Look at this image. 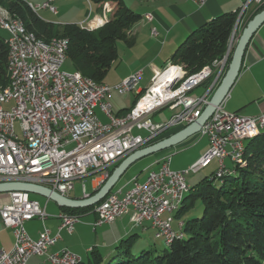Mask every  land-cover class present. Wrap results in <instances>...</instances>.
<instances>
[{
    "label": "built area",
    "instance_id": "2783aa9c",
    "mask_svg": "<svg viewBox=\"0 0 264 264\" xmlns=\"http://www.w3.org/2000/svg\"><path fill=\"white\" fill-rule=\"evenodd\" d=\"M190 1L202 6L207 0ZM251 5L261 7L264 0H244L239 17ZM32 6L35 12L40 9L56 12L50 1ZM145 18L151 21L152 16L146 14ZM94 21L79 24V27L89 30L102 22L99 18V23L91 25ZM1 26L16 46L17 79L0 101V134L10 136V143L0 141V183L35 184L64 197L76 180L94 174L107 179L111 165L151 143L169 128L194 122L207 105V94L217 86L226 66V61H222L223 66L215 62L212 68L205 70L202 81L189 83L177 98L156 94L148 107H137L136 102L127 114L117 117L107 101L109 87L96 89L83 85L73 72H61L65 59L59 50L29 43L21 36L19 27L14 22H5L4 17ZM152 34H156L154 29ZM141 77L142 71L136 72L115 89L119 93L132 91ZM208 79L213 82L203 96H189V92ZM164 107L181 110L167 122H154L151 116ZM95 108L104 114L107 123L97 118ZM16 121L21 136L15 132ZM262 125L264 113L242 116L226 111L222 102L197 134L207 138L208 148L194 163L185 170L173 171L170 162L162 163L161 158L159 169L147 173L144 182L133 191L110 193L94 205L93 226L113 223L127 214L132 227L148 222L155 238L166 236L167 242L170 235L177 232L170 226V218L181 188L188 187L185 176L198 172L215 159H226L229 153H236L243 135ZM134 130L144 131L146 136L136 135ZM46 218L44 208L28 193L8 192L7 201L0 206V219L3 227L12 230L13 245L8 252L0 251V264H26L31 256L42 255L51 264H70L71 260L80 259L68 250L47 254L58 236H50L46 229L36 239L28 235L24 228L27 221ZM58 218L59 229L68 233L79 221V216L64 213Z\"/></svg>",
    "mask_w": 264,
    "mask_h": 264
},
{
    "label": "trees",
    "instance_id": "16d2710c",
    "mask_svg": "<svg viewBox=\"0 0 264 264\" xmlns=\"http://www.w3.org/2000/svg\"><path fill=\"white\" fill-rule=\"evenodd\" d=\"M88 1L93 4L109 1L114 5L112 12L108 4L102 5L104 23L92 31L75 24L58 26L45 22L22 0H0V5L12 17L21 21L25 32L32 33L37 39H66V60L76 74L103 84L111 65L117 59L116 42L121 41L127 47L134 44L130 29L141 20V16L122 0ZM263 8L264 5L258 7L250 19ZM109 12L111 16L107 19ZM239 12H225L194 29L177 46L171 55L170 64L165 67L182 65L190 76L205 66H211L213 62L221 61ZM246 23L241 28L239 23L237 32ZM5 40L6 37H0L1 89L7 88L9 82ZM231 55L232 52L224 72ZM211 80L205 81L206 86H209ZM142 94L135 96L133 106ZM130 109L114 115L124 116ZM257 129L254 136L245 141L240 159L231 162L230 168H224L223 165L195 186L187 188L173 216L182 223L180 239H174L164 244L165 248L161 251L153 252L141 247L144 237L133 234L120 240L119 245L106 258L93 247L87 260L78 264H264V129ZM198 201L202 205L200 216L182 221ZM61 209L64 214L79 216L91 211L93 206Z\"/></svg>",
    "mask_w": 264,
    "mask_h": 264
},
{
    "label": "crops",
    "instance_id": "0c3cea01",
    "mask_svg": "<svg viewBox=\"0 0 264 264\" xmlns=\"http://www.w3.org/2000/svg\"><path fill=\"white\" fill-rule=\"evenodd\" d=\"M22 1L26 2L29 5H33L34 2L32 1H36L35 3H37L38 1H42V3L50 1L51 5L55 8V13H51L46 9L40 10H45V12H49V14L54 17H57L59 15L58 9L62 8V5H60V1L58 0ZM84 1H87L88 3L89 14H85L86 18H83V13L80 14L78 18H75L73 20L74 24H83V21L88 18L89 19L87 20V22L92 19H95L94 22H98L99 18L103 20V14L101 10L102 7L100 6V8L99 4H93L88 0ZM144 2H146V6L141 7L142 9H144V12H142L143 16L139 14L141 16V20L135 23L130 29V34L134 36L135 39L134 44L130 46V48L136 45L138 39L143 46V51L138 53L137 57L139 59L143 56L139 59V65L135 68L129 67L125 73L120 74L108 84L103 81V84H118L141 68L148 69L150 75L145 77V70L143 69L142 77L137 83L136 88L134 89L133 96L130 95L125 97H118L117 95H114L112 92H110L107 101L110 104L113 114L133 107L136 98L135 96L142 93L149 86L151 77L153 74H155L152 70L157 69V65L161 64L164 60H167L168 57L169 62H167V65H169L171 55L173 54L177 46L185 40L190 32H192L200 25L225 12H236L240 10L244 3V0H207L206 3L202 6L196 5L190 0H152ZM112 6H114L113 3ZM256 10L257 7H255L254 5L248 7V9L243 13L242 18H239V28H241L243 24L250 19V17L256 12ZM38 12L39 10L36 13L38 14ZM146 14H151V21L145 18ZM110 16L111 12L106 15V18L108 19ZM43 21L52 23L54 25H56L57 23V20L53 19V17H51L50 20ZM152 29L155 30V35L152 34ZM212 82L213 80H211V83ZM211 83L209 84V86L211 85ZM206 84L207 83L204 82L200 86L194 88L191 92H189V96H203L209 88V86H206ZM215 88L207 94L208 99L211 98ZM223 107L228 112L237 113L239 115L248 117H254L264 113V23L254 33L245 50L239 74L235 79L228 95L223 101ZM166 108L168 109V111L172 112V115L169 117V119L175 114L173 113L174 110L177 109H169L168 107H164L151 116L152 120L154 121V116ZM94 111L98 119L99 115L103 118L105 117L98 108H95ZM154 122L164 123L165 121L158 120ZM184 126L185 125L182 124L171 127L153 141H158L160 139L166 138L171 134L179 131ZM133 133L136 135H141V133H143L144 136H141H146V132L144 131L134 130ZM196 138H200L201 140L199 139V143L195 145L193 143L198 140ZM190 143L195 145V152L190 157L183 158L177 161H173V157L171 155V170H185L192 163H194L208 148L207 138L200 137L196 134L193 137L189 138V140L178 146H182V148L176 147L174 149H171L170 151L171 153H174L175 151L179 152L184 148L191 146ZM149 144L150 143L146 144L145 146ZM168 152L169 151L163 153L159 152L156 153V155L154 154L146 156L131 164L116 181L109 194L115 192L125 193L132 185L133 179L138 181L140 178H143L145 180L146 175L149 171H157L159 169L160 159L166 155H169ZM122 160L108 167L109 176ZM226 160L227 159L223 160V165L226 168H230L232 165L231 160L225 162ZM85 178L89 179V191H87L85 187L82 186V197L74 198L67 196L68 198L75 200L88 198L94 195V192L97 193L108 179H103V177L98 174L89 175ZM46 200L47 201L44 202V204H40V206L44 208L45 213L49 207V214L47 215V218L43 221L38 219L27 221L24 224V228L28 235L33 239H36L39 233L43 231V229H46L49 232V235L52 237L58 236V240L56 241L55 245L49 248L47 254H56L60 253L62 250H68L71 253L77 255L80 258V261L85 262L84 257H86L87 259L91 248L95 247L99 252L102 249H107L114 243L120 241L123 236H125L131 229L134 228L129 222V216L127 214L119 217L113 223L93 226L96 220V215L94 214L93 210H91L85 214L79 215V221L74 225L72 232L68 233L64 229H59L60 219L58 218V215L63 213V210L53 201L52 202L54 203V205H49L50 203H48V199ZM6 201L7 193H0V206ZM97 228H99V233H97ZM172 228L174 231L178 230V226L176 224H172ZM138 229L141 230L142 235L149 234L152 237H155L154 231L150 227V224L148 222H145ZM12 245V230L3 227L0 219V251L8 252L12 248ZM26 264L51 263L46 260L45 255H42L31 256L27 260Z\"/></svg>",
    "mask_w": 264,
    "mask_h": 264
},
{
    "label": "rangeland",
    "instance_id": "374dc122",
    "mask_svg": "<svg viewBox=\"0 0 264 264\" xmlns=\"http://www.w3.org/2000/svg\"><path fill=\"white\" fill-rule=\"evenodd\" d=\"M58 1H60V5H62V8L61 9H58L59 15L57 17L51 16L49 14V12H45V10H39V12L37 14L38 17H40L41 19L46 20V21L47 20H50L51 17H53V19H56L57 20L56 25L59 26V25H62V24H70V23L71 24H74L73 20L75 18H78L80 14L83 13L82 14L83 18L85 17V14H87V13L89 14V7H88L87 1H84V0H58ZM144 1H152V0H123L124 4L127 7L131 8L134 13L141 14L142 16H143L142 12H144V9H142L141 7L146 6V2H144ZM32 2H34L33 5H41L42 4V1H38L37 3H35L36 1H32ZM103 4H108L110 7H112L111 12L113 11L114 6H112V3L111 2L104 1V2H102V3L99 4V7L100 6L102 7ZM88 19L84 20L83 21V24L86 25V22H87ZM97 23L98 22H94V23L92 22L91 25H96ZM99 27H101V26H98L97 25L96 27H93V29L89 28V31L95 30V29H97ZM234 33L235 34L233 35V37L231 36L230 39H229V42H228V45H227V49H226V53L224 54L223 59L221 61H226L227 62V59H228L229 54L233 51V46L235 45V42H236L237 36L239 34V31L237 32V29H236ZM7 36H8L7 35V32L4 31L3 29H1V27H0V37H7ZM116 48H117V59L111 65V67H110V69H109V71H108V73H107V75H106V77L104 79V82L107 83V84L110 81L114 80L120 74L125 73L129 67H132V68L138 67V65H139V59L143 57L142 56L139 59L137 58L138 57V53H140V52L143 51V46L141 45L139 39H138L136 45L134 47H132V48L127 47L121 41L116 42ZM168 59H169V57H168ZM168 59L167 60H164L161 64H158L157 65V69L152 70V71L154 73L161 72L163 70V68L168 64L167 63V62H169ZM221 61H218V62H221ZM221 63H222V66L225 65V64H223V62H221ZM179 66L182 67V70H181V68ZM178 67L180 68L179 80L175 83L176 85L175 84L173 85V87L176 86L174 88L179 87V85L186 78H188V77L191 76V75L190 76L187 75V73H186V71H185V69L183 68L182 65H178ZM143 69L145 70L144 71L145 72L144 73V76L145 77H147L148 75H150V72L148 71V69H145V68H141V69L137 70L136 72L143 71ZM60 70H61V72H66V73H72L73 72V74H76V71H74L73 67L71 66V64H70V62L68 60H65L63 62V64L60 67ZM198 72H200V70ZM180 73H181V77H180ZM197 73H195V74H197ZM132 75L133 74H131L129 77H131ZM123 81L124 80H122L120 83H122ZM120 83L115 84V85H107V86L111 89V92L114 95H117L118 97H121V96L122 97H125V96H130V95L133 96L134 90L127 91V92H123V93H119L115 89V87L117 85H119ZM144 91H143V93H144ZM141 96H140V98H141ZM138 100H137V102H138ZM4 108H7V106L4 105ZM180 110H181V108H177L176 110H174L173 113H177ZM171 115H172V112L171 111H168L167 108L166 109H163L157 115L154 116V121L164 120L165 122H167L169 120V117ZM99 120L102 123H104V124L108 122V120H107L106 117L103 118L100 115H99ZM257 131H258V129L255 128V129H253L251 131V133H247V134L243 135V137H242L243 143H245L246 140H249L250 138H252ZM15 132H16V134L18 136H21V132H20V128H19V122H17V121L15 122ZM141 135L144 136L143 133H141ZM196 139H198V140H196L193 143L195 145L198 144L199 141L201 140L200 138H196ZM187 140H189V139H187ZM186 141H184V142H186ZM184 142H182L181 144H183ZM181 144H179V145H177V146H175V147H173L171 149H174V148L180 146ZM190 144H191V146H189L187 148H184L183 150H181L179 152H176L175 151L174 153H171V151H170L171 149H168V150L162 151L160 153L169 151L168 153H169L170 156L172 155L173 161L181 160L183 158L190 157L195 152V150H196L194 148L195 145H193L192 143H190ZM178 148H182V146L181 147H178ZM226 159L227 160L225 162H227L228 160H230L229 157L226 158ZM217 162H218L217 160H213L206 167H204L203 169L199 170L198 172H196V173H189L188 175H186L185 176L186 185H188L190 187L195 186L203 178L208 177L210 174L215 173L217 170H220L219 169V163H218V166H217ZM138 182L139 183H143L144 182V179L143 178H140L138 180ZM82 186L85 187V189L87 191H89V179L88 178L79 179V180H76L75 182H73V190H71V192H69V195H67V196L74 197V198H80V197H82V194H83L82 193ZM185 194H186V192H185ZM29 197L31 199H35L36 201H38L39 204H44V202L47 201L45 198L40 197V196H37V195L29 194ZM48 203H50L49 205H52V204L54 205V203L52 201H50V200H48ZM48 212H49V207H48V209L46 211V214L47 215L49 214ZM201 212H202V205H201L200 201H198L196 203L194 209L191 211V213L188 216H186V218H182V221L190 220V219H192L194 217H199L200 214H201ZM174 214L175 213H173V216H174ZM180 222L181 221L179 219H175L173 217L171 226H172V224H174V225L176 224L178 226ZM139 227H141V226H139ZM139 227L131 229L125 236H123V238L121 240H124V239H126L127 237H129V236H131L133 234H137V235H140V236L144 237V239L141 242V247H143L145 249H150L153 252L161 251L162 249L165 248V245H164L165 242H164V238L163 237H159V239H155L154 237H152L149 234L142 235L141 234V230L138 229ZM97 229H98L97 230L98 231L97 233H99V228H97ZM178 230H179V227H178ZM119 242L120 241L114 243L111 247H108L107 249L100 250V254L104 258H106L112 251H114V248L119 245ZM86 260H87L86 257H84V261H86Z\"/></svg>",
    "mask_w": 264,
    "mask_h": 264
},
{
    "label": "water",
    "instance_id": "95a60500",
    "mask_svg": "<svg viewBox=\"0 0 264 264\" xmlns=\"http://www.w3.org/2000/svg\"><path fill=\"white\" fill-rule=\"evenodd\" d=\"M238 23L239 18L237 19L235 27L233 29L231 35L232 37L235 34L234 32L237 28ZM263 23L264 8L257 12L250 20H248L245 26L239 32L235 45L233 46L232 55L227 69L199 117L195 119L194 122L185 125L182 129L171 134L170 136L158 141H153L149 145L144 146L141 149H138L129 154L112 171L111 175L108 177L104 185L94 195L85 199L75 200L59 195L56 192L43 186L20 182L0 183V193L25 192L53 201L60 207L74 209L86 208L96 205L109 194L116 181L131 164L146 156L154 155L156 153L171 149L198 134L203 124L214 113L215 108L220 105L228 95L235 79L239 74L245 50L252 36Z\"/></svg>",
    "mask_w": 264,
    "mask_h": 264
},
{
    "label": "bare ground",
    "instance_id": "6f19581e",
    "mask_svg": "<svg viewBox=\"0 0 264 264\" xmlns=\"http://www.w3.org/2000/svg\"><path fill=\"white\" fill-rule=\"evenodd\" d=\"M30 8L35 11L32 5H30ZM2 17H4L5 22H14L20 29L21 36L27 40L29 43H32L34 45L46 47L52 50H59V54L64 57L66 60V49H67V41L64 38H56L52 37L51 39L44 41L37 39L32 33L25 32L23 29V25L21 21L17 18L12 17L9 12L3 8L0 5V27L1 26V21ZM148 19V18H147ZM149 20V19H148ZM99 21V20H98ZM94 23V22H93ZM99 23V22H98ZM103 20L100 22L98 26L103 25ZM6 31V30H4ZM8 35V33H7ZM8 48V86L5 89L0 88V101L4 99V94L9 92L11 88H13V85L16 84V79H17V56H16V46H14V43L6 37L5 40ZM231 47V46H230ZM222 62V61H221ZM215 62L212 63L211 66H205L203 67L200 72L197 74L191 75L190 77L186 78L177 88H174L173 85L179 80V72L180 68L178 66H170V67H165L161 72L155 73L152 75L150 84L148 87L147 91H144L142 94L141 98L137 102V107H148L151 103V98H154L157 95H169L170 98H177V96L181 95V92L186 91V89L189 87V83H195L197 81H202V79L205 77V70L208 68H212ZM74 77H76L77 80L81 81L83 85H89V87L96 88V89H103L107 88L108 86L105 84H99L95 81H93L90 78L79 76L77 74H74ZM137 85V84H136ZM176 85V84H175ZM136 106V105H135ZM259 129H264V125L262 127H257ZM0 141H3V143H10V136L8 134H0ZM244 148V143L241 140L239 142V150L236 153H229L228 157L230 158L231 162H235L240 159L242 155V151ZM219 163V168L223 167V160L224 159H215ZM171 161V156L166 155L162 158V163H169ZM206 167V166H204ZM148 173H152V171H149ZM142 183H139L135 179L132 181V185L130 188L125 192V193H130L131 191L134 190L136 185H140ZM188 187L181 188L180 190V195L177 199V201L174 203V206L172 208V214L170 218V226L173 220V213L177 211L179 208L183 197L184 193L187 190ZM144 223H137V227L142 226ZM179 231L176 232V235H170V237L167 239L166 242V236H159L164 238L165 244H169L172 242L174 239H180L182 237V233L180 232V228L182 227V223H179L178 225ZM80 262V259L78 260H71L70 264H78Z\"/></svg>",
    "mask_w": 264,
    "mask_h": 264
}]
</instances>
